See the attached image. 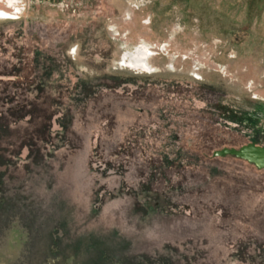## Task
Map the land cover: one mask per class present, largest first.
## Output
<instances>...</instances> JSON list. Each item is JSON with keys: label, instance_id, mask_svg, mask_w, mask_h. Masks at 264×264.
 I'll return each instance as SVG.
<instances>
[{"label": "rangeland", "instance_id": "obj_1", "mask_svg": "<svg viewBox=\"0 0 264 264\" xmlns=\"http://www.w3.org/2000/svg\"><path fill=\"white\" fill-rule=\"evenodd\" d=\"M0 13V264H264V0Z\"/></svg>", "mask_w": 264, "mask_h": 264}, {"label": "water", "instance_id": "obj_2", "mask_svg": "<svg viewBox=\"0 0 264 264\" xmlns=\"http://www.w3.org/2000/svg\"><path fill=\"white\" fill-rule=\"evenodd\" d=\"M232 157L254 166L258 170H264V148L256 142L245 145L240 149H223L213 153V158Z\"/></svg>", "mask_w": 264, "mask_h": 264}, {"label": "bare ground", "instance_id": "obj_3", "mask_svg": "<svg viewBox=\"0 0 264 264\" xmlns=\"http://www.w3.org/2000/svg\"><path fill=\"white\" fill-rule=\"evenodd\" d=\"M0 15H1V13H0ZM143 64V63H142ZM137 66H138V64H137ZM138 68V67H137Z\"/></svg>", "mask_w": 264, "mask_h": 264}]
</instances>
